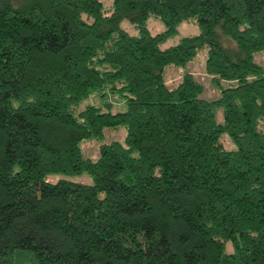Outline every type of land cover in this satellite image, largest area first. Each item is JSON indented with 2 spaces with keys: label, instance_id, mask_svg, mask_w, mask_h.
<instances>
[{
  "label": "trees",
  "instance_id": "1",
  "mask_svg": "<svg viewBox=\"0 0 264 264\" xmlns=\"http://www.w3.org/2000/svg\"><path fill=\"white\" fill-rule=\"evenodd\" d=\"M111 1L0 0V264H264V0Z\"/></svg>",
  "mask_w": 264,
  "mask_h": 264
},
{
  "label": "rangeland",
  "instance_id": "2",
  "mask_svg": "<svg viewBox=\"0 0 264 264\" xmlns=\"http://www.w3.org/2000/svg\"><path fill=\"white\" fill-rule=\"evenodd\" d=\"M103 3V7L106 10H108L111 5L112 1L111 0H100ZM147 27L150 31V33H159L162 32L164 29V24L163 22L160 21V19L151 14L148 16L147 19ZM122 28L125 29L126 31L130 33H135L134 27L131 25V23H128L127 21H122ZM198 26L197 23L194 19H188L185 20L181 23L178 24L177 29L174 33L173 36L168 38L163 42L162 47H167L176 44L179 42V40L182 37H185L186 35H196L198 33ZM206 57V52L204 50H200L197 52V56L187 62L185 66H167L164 71V78H166V81L169 86H174L176 83L180 80V76L186 72H192L194 76H196L197 80L201 82V84L204 87L203 92L201 93V97L207 100H214L217 99L219 96V90L218 88L212 83L210 80V76L206 75L205 73V61ZM257 60L262 62V58L260 55H257ZM110 101L113 102L117 107L115 110H121L122 108L125 107V104H119V100L117 97L113 94L109 95ZM95 100L94 95H91L87 100H84V102L81 103V107H83L85 104H87L88 101ZM98 103V100L97 102ZM112 110V111H115ZM219 112H222V110H219ZM221 113L217 115V119L220 120L221 118ZM125 127L122 125L121 127L118 128H111V129H106L104 132V137L100 139V141L94 140V139H89V140H84L80 143V148L82 149L83 155L85 157L95 159L97 158L98 155V146L100 143H109L112 142V140H118V141H123L125 137ZM222 142L224 143L226 148H231L232 143L228 140L226 135H223L222 137ZM59 175L55 176L51 179L52 181H56ZM71 180L75 182H83L86 184H91V178L88 174L82 173L79 176H72L69 177ZM231 249V246L228 244L227 246V251Z\"/></svg>",
  "mask_w": 264,
  "mask_h": 264
}]
</instances>
